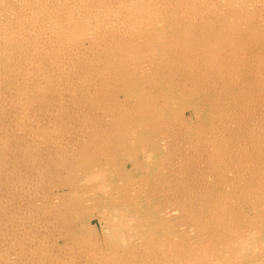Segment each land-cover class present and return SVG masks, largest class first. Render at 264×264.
<instances>
[{
    "label": "bare ground",
    "instance_id": "6f19581e",
    "mask_svg": "<svg viewBox=\"0 0 264 264\" xmlns=\"http://www.w3.org/2000/svg\"><path fill=\"white\" fill-rule=\"evenodd\" d=\"M0 264H264V0H0Z\"/></svg>",
    "mask_w": 264,
    "mask_h": 264
}]
</instances>
